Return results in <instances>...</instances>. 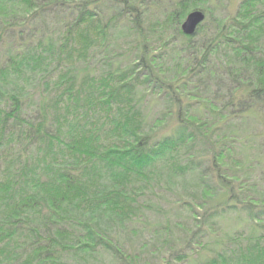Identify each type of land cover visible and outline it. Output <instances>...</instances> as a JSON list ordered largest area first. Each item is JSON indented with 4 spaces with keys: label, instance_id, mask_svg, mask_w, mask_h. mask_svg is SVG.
Wrapping results in <instances>:
<instances>
[{
    "label": "trees",
    "instance_id": "obj_1",
    "mask_svg": "<svg viewBox=\"0 0 264 264\" xmlns=\"http://www.w3.org/2000/svg\"><path fill=\"white\" fill-rule=\"evenodd\" d=\"M133 238L264 264V0H0V264Z\"/></svg>",
    "mask_w": 264,
    "mask_h": 264
},
{
    "label": "rangeland",
    "instance_id": "obj_2",
    "mask_svg": "<svg viewBox=\"0 0 264 264\" xmlns=\"http://www.w3.org/2000/svg\"><path fill=\"white\" fill-rule=\"evenodd\" d=\"M239 1L240 0H230L231 9L232 10H235V8L238 5ZM165 238H168V235ZM146 239H149L148 236H147ZM146 239L138 241L135 238H133L132 240H127V242H129L128 244H127V242H124V240H123V243H124L125 247H127L128 249L132 248L133 246H134V248H136L137 246H139V243H140V247L144 246V244L147 246ZM140 247H137L138 248L137 250H138L139 253H142L143 258L145 260L150 259L149 261H150L151 264H163V260H162V258L160 259V257H164L165 253L162 254V252H164V251L159 252V251L152 250L151 254H150V253L146 252L145 249L141 251L142 248H140ZM204 257H205V252L200 251L197 255L194 256V258H193L194 260L193 261L199 263V261L204 259Z\"/></svg>",
    "mask_w": 264,
    "mask_h": 264
},
{
    "label": "water",
    "instance_id": "obj_3",
    "mask_svg": "<svg viewBox=\"0 0 264 264\" xmlns=\"http://www.w3.org/2000/svg\"><path fill=\"white\" fill-rule=\"evenodd\" d=\"M205 15L201 11L191 12L182 24V31L187 36L196 33L197 27L204 21Z\"/></svg>",
    "mask_w": 264,
    "mask_h": 264
}]
</instances>
